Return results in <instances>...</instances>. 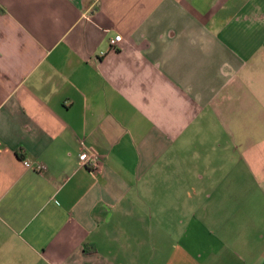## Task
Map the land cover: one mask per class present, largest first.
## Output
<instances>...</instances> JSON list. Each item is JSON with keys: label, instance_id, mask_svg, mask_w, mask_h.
I'll list each match as a JSON object with an SVG mask.
<instances>
[{"label": "crops", "instance_id": "obj_1", "mask_svg": "<svg viewBox=\"0 0 264 264\" xmlns=\"http://www.w3.org/2000/svg\"><path fill=\"white\" fill-rule=\"evenodd\" d=\"M0 264H264V0H0Z\"/></svg>", "mask_w": 264, "mask_h": 264}, {"label": "built area", "instance_id": "obj_2", "mask_svg": "<svg viewBox=\"0 0 264 264\" xmlns=\"http://www.w3.org/2000/svg\"><path fill=\"white\" fill-rule=\"evenodd\" d=\"M123 42V36L121 34L116 35V37L111 38L109 41L111 50H116L119 48ZM100 157L96 154L90 153L88 151L83 152L80 155V161L82 165L88 167L89 169H98L100 167ZM27 167H31L30 164H27ZM42 166L35 168L37 171H42Z\"/></svg>", "mask_w": 264, "mask_h": 264}]
</instances>
